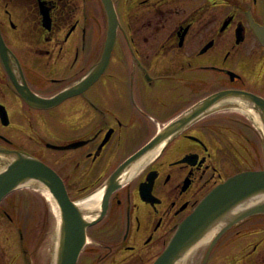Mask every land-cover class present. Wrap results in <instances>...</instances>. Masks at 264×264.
<instances>
[{
    "label": "flooded vegetation",
    "instance_id": "obj_1",
    "mask_svg": "<svg viewBox=\"0 0 264 264\" xmlns=\"http://www.w3.org/2000/svg\"><path fill=\"white\" fill-rule=\"evenodd\" d=\"M111 3L108 63L84 87L106 40L102 1L0 0V172L20 153L62 186L59 202L37 183L0 201V264H54L65 244L81 246L75 264H155L213 188L257 170L264 0ZM224 91L242 96L191 116ZM223 236L174 264H237L219 261Z\"/></svg>",
    "mask_w": 264,
    "mask_h": 264
},
{
    "label": "water",
    "instance_id": "obj_2",
    "mask_svg": "<svg viewBox=\"0 0 264 264\" xmlns=\"http://www.w3.org/2000/svg\"><path fill=\"white\" fill-rule=\"evenodd\" d=\"M101 1L108 19L104 49L95 70L88 75L81 86L95 81L100 76L108 63L114 42L115 11L111 0ZM255 32L264 45V27L255 29ZM210 96L212 97L204 100L192 110L191 116H196L205 111L217 99L242 95L236 91H224ZM249 98L258 103L254 97ZM39 103L45 104L46 101ZM11 157L13 160L10 165L0 172V201L10 192L23 185L37 183L46 188L54 201L59 202L62 186L56 174L49 167L35 158L20 153H13ZM258 214H264V163L261 169L239 172L213 188L181 223L155 264H174L181 259L175 257L190 249L205 234L212 233L214 238L211 245H213L217 238H220L233 226ZM80 247L79 245L69 246L65 244L63 249L55 252L54 264H75Z\"/></svg>",
    "mask_w": 264,
    "mask_h": 264
},
{
    "label": "rangeland",
    "instance_id": "obj_3",
    "mask_svg": "<svg viewBox=\"0 0 264 264\" xmlns=\"http://www.w3.org/2000/svg\"><path fill=\"white\" fill-rule=\"evenodd\" d=\"M256 155L254 167L258 170L263 167L264 151L259 149ZM263 224L264 216L256 215L227 231L219 240V261L223 263L232 256L237 264H255L257 258H264V231L258 229Z\"/></svg>",
    "mask_w": 264,
    "mask_h": 264
},
{
    "label": "bare ground",
    "instance_id": "obj_4",
    "mask_svg": "<svg viewBox=\"0 0 264 264\" xmlns=\"http://www.w3.org/2000/svg\"><path fill=\"white\" fill-rule=\"evenodd\" d=\"M44 193V195L46 196V198H47V200L50 202V199H49V194H47L45 191L43 192ZM53 208V212H54V214H55V208L54 207H52ZM212 233H207V234H205L201 239H199L190 249H196V248H198V247H202V246H204L206 243H207V241L210 239V237L211 236H213V235H211Z\"/></svg>",
    "mask_w": 264,
    "mask_h": 264
}]
</instances>
